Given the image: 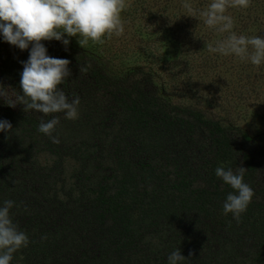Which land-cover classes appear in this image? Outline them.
Returning a JSON list of instances; mask_svg holds the SVG:
<instances>
[{
	"label": "trees",
	"instance_id": "1",
	"mask_svg": "<svg viewBox=\"0 0 264 264\" xmlns=\"http://www.w3.org/2000/svg\"><path fill=\"white\" fill-rule=\"evenodd\" d=\"M42 43L71 61L60 87L80 104L67 119L0 97V120L12 124L0 132V206L14 202L11 218L29 237L10 264H168L177 249L182 264H264V130L173 100L142 64L117 73L71 40ZM31 47L0 33V84L10 95L23 94ZM53 118L51 136L41 133ZM217 167L245 168L254 196L239 220L223 211L235 190Z\"/></svg>",
	"mask_w": 264,
	"mask_h": 264
},
{
	"label": "clouds",
	"instance_id": "2",
	"mask_svg": "<svg viewBox=\"0 0 264 264\" xmlns=\"http://www.w3.org/2000/svg\"><path fill=\"white\" fill-rule=\"evenodd\" d=\"M250 5L251 0H211L206 9L199 12L208 27L229 33L217 41L215 47L207 44L209 52L234 54L256 66L264 63V37L237 35L233 31L232 16L226 14L229 8H248ZM130 6L129 0H0V33L4 40L21 50L32 45L29 59L22 62L20 87L23 94L10 95V87L0 84V97L11 107L21 103L25 111L36 110L44 115L63 112L67 119H76L80 99L77 96L70 101L60 87L72 75L71 61L49 56L42 41L55 39L67 48L70 44V39H65L67 35L79 37L78 43L83 48L90 40L103 44L105 37L111 39L113 35L124 34L122 13ZM182 7L189 16L195 17V9L189 0H184ZM88 67L81 65L80 72H87ZM59 123L58 118L42 120L38 130L51 136ZM11 130L9 121L0 120V132ZM53 142H57L55 137ZM244 170V167L236 172L231 168H216L217 177L235 190L227 195L223 211L232 213L237 220L254 196V190L244 182ZM13 203L8 200L0 206V264H10L14 253L29 243L27 234L20 231L11 218ZM185 259L177 249L169 255L168 264H182Z\"/></svg>",
	"mask_w": 264,
	"mask_h": 264
},
{
	"label": "rangeland",
	"instance_id": "3",
	"mask_svg": "<svg viewBox=\"0 0 264 264\" xmlns=\"http://www.w3.org/2000/svg\"><path fill=\"white\" fill-rule=\"evenodd\" d=\"M129 0L122 13L125 32L103 44L91 40L83 49L98 57L109 71L122 72L142 64L153 73L159 91L173 100L190 103L222 121L264 130V63L253 65L233 55L209 52L229 33L208 27L199 12L211 0H189L195 17L182 7L184 0ZM253 8H229L237 35L264 37V0ZM79 45V37H67ZM80 46V45H79Z\"/></svg>",
	"mask_w": 264,
	"mask_h": 264
}]
</instances>
